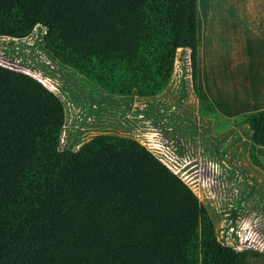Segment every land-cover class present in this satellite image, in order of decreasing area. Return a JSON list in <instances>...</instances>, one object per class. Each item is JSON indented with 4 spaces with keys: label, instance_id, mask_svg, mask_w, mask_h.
<instances>
[{
    "label": "trees",
    "instance_id": "1",
    "mask_svg": "<svg viewBox=\"0 0 264 264\" xmlns=\"http://www.w3.org/2000/svg\"><path fill=\"white\" fill-rule=\"evenodd\" d=\"M44 21L46 48L118 96L162 93L189 44L201 110L218 126L257 125L246 152L264 170V109L231 121L203 87L198 0H0V36L27 37ZM64 120L53 91L0 65V264H251L217 244L198 194L133 137L96 135L57 184Z\"/></svg>",
    "mask_w": 264,
    "mask_h": 264
},
{
    "label": "water",
    "instance_id": "2",
    "mask_svg": "<svg viewBox=\"0 0 264 264\" xmlns=\"http://www.w3.org/2000/svg\"><path fill=\"white\" fill-rule=\"evenodd\" d=\"M47 29L44 21L27 37L0 36V65L35 77L64 105L54 178L59 160L72 162L79 147L98 135L97 129L130 130L204 194L219 246H245L264 258V171L245 155L257 125L245 123L220 131L207 119L192 86L191 46H178L171 79L162 93L148 98L118 96L59 61L44 44Z\"/></svg>",
    "mask_w": 264,
    "mask_h": 264
},
{
    "label": "crops",
    "instance_id": "3",
    "mask_svg": "<svg viewBox=\"0 0 264 264\" xmlns=\"http://www.w3.org/2000/svg\"><path fill=\"white\" fill-rule=\"evenodd\" d=\"M203 87L231 121L264 109V0H198ZM264 161V147L256 148Z\"/></svg>",
    "mask_w": 264,
    "mask_h": 264
},
{
    "label": "rangeland",
    "instance_id": "4",
    "mask_svg": "<svg viewBox=\"0 0 264 264\" xmlns=\"http://www.w3.org/2000/svg\"><path fill=\"white\" fill-rule=\"evenodd\" d=\"M183 21H184V16L182 17ZM184 24V23H183ZM183 29H185L184 25H183ZM184 33V32H183ZM184 40L186 41V36L185 33L183 35ZM207 119L220 131H228L231 129H234L238 126H236L237 124L235 122H228L227 126L223 127V126H218L216 124H214L212 122V120L207 117ZM101 133H111V134H117V135H122V136H129V137H134V138H138L139 140H141L143 143L146 144L147 147H149L157 156L161 157L164 161L167 162L166 158H164V156L162 154H160L155 148L154 146H152L151 144H149L148 142H146V140H144V138H142L141 136L137 135L136 133L127 130V129H120V128H112V127H103V128H99L95 131V134H101ZM248 145V144H247ZM247 148V147H246ZM247 151V150H246ZM245 151V155H247V152ZM61 159L59 160L58 163V169L56 170V177H55V182L58 184L59 182L62 181L64 175L66 174V172L69 170L70 166H71V161L70 160H66L64 163ZM172 169H174L177 174L179 176H181L191 187L192 189L198 194L200 201L207 207L208 211L212 214L211 208L209 206V203L206 199V197L204 196V194L200 191V189L196 186L195 183H193L190 178H188L181 170H179L176 166H174L172 163L167 162ZM258 168V167H257ZM260 169V168H259ZM262 170V169H261ZM264 171V170H263ZM237 249L239 250H246L248 253V258L251 264H264V258L263 256L254 251L251 248L245 247V246H239Z\"/></svg>",
    "mask_w": 264,
    "mask_h": 264
}]
</instances>
